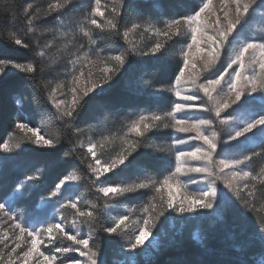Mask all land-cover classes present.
Returning <instances> with one entry per match:
<instances>
[{
    "label": "snow or ice",
    "instance_id": "6c2138e0",
    "mask_svg": "<svg viewBox=\"0 0 264 264\" xmlns=\"http://www.w3.org/2000/svg\"><path fill=\"white\" fill-rule=\"evenodd\" d=\"M257 12L264 0H0V44L21 50L0 51V93L18 76L0 106V264L264 257V35L244 30Z\"/></svg>",
    "mask_w": 264,
    "mask_h": 264
},
{
    "label": "trees",
    "instance_id": "16d2710c",
    "mask_svg": "<svg viewBox=\"0 0 264 264\" xmlns=\"http://www.w3.org/2000/svg\"><path fill=\"white\" fill-rule=\"evenodd\" d=\"M17 2H21V0H17ZM0 26H3V17L0 16ZM138 41L141 40V38L139 36L135 37ZM146 40V39H144ZM64 42H60L58 44V47H61L62 44ZM141 43H145V41H141ZM0 51H2L3 53L6 54V56L11 57V58H19L20 55V51L21 50H17L14 49L10 46H5L3 44H0ZM52 55H57L58 53L55 51V49L53 50V52L51 53ZM19 76H23L22 73L19 74ZM10 80L6 81L5 84V88L3 93H0V106H3L7 111H11V100L9 99L8 95H7V89L8 87L11 85V83L15 82V79L18 78L16 70H13L10 73ZM37 123H39V121H37ZM110 124V122H109ZM44 125H45V130H52L55 131L57 129V124L54 121V119H52L51 117H46L44 120ZM26 135V131H15V137L17 139L23 140L25 138ZM85 140L87 139L86 137L84 138ZM157 143H160V141H157ZM119 145V139H116L113 142H110L106 145L105 149H104V153L105 156L104 158H107L109 155L112 154L113 150L116 149ZM78 156L83 157L84 156V152L80 151L77 153ZM255 166V165H254ZM56 178V174L55 172L50 173V175L47 177L46 182L52 179ZM116 180H119L120 178H114ZM79 194L82 195L83 199L85 201H88L89 203H97V201L95 200V197L93 195V192H90L86 187H81L79 189ZM100 205L102 206L103 201L99 202ZM140 203L139 200L136 199H132V200H126L124 201V203L122 204V206L125 207H137V205ZM69 212H66V215H68ZM255 215L260 218V217H264V199H258L257 201V205H256V213ZM200 223V222H199ZM191 224L187 223V224H183V226H177L175 227V229L179 228L180 230H182L183 235L185 236V238H187L189 235L192 234V228H191ZM201 227V225H200ZM164 229V228H163ZM168 232L171 233L169 231L170 228H168ZM175 229H170V230H175ZM193 245H195V241L192 242ZM215 242H210V247L214 246ZM196 247H198V245H195ZM177 255L176 253V249L172 248V247H164L162 249H160L159 253L157 254V257L155 260L152 261L151 264H167V261L174 258ZM112 253L110 250L106 251V258H111ZM250 256L253 260H258V258L261 256L259 249H253L250 252ZM194 258H198L194 257Z\"/></svg>",
    "mask_w": 264,
    "mask_h": 264
},
{
    "label": "rangeland",
    "instance_id": "374dc122",
    "mask_svg": "<svg viewBox=\"0 0 264 264\" xmlns=\"http://www.w3.org/2000/svg\"><path fill=\"white\" fill-rule=\"evenodd\" d=\"M101 3H102V5H104V4L110 5L111 0H101ZM214 3L216 4L217 7H219V0H214ZM102 10H103V8H102ZM97 19H100V18L98 17ZM66 23H69V21H66ZM244 30L246 33H248L251 36L264 35V13L257 12L255 14H253V16L249 18L248 23L245 25ZM144 39H146V40H143V41L147 42V37H145ZM62 42H64V41H62ZM179 47H180L179 45L175 46L176 49H178ZM230 52H231V49H229L228 53H225V56H224L225 60H227ZM177 58H179V57H177ZM85 71L87 72L88 69H85ZM93 71H95V70L93 69ZM9 163L12 165V170H15V164L11 161ZM119 208H120V211H123L126 207L120 205ZM18 210H20V209H18ZM113 214H115V213H113ZM68 216L70 219V213H68ZM133 219H135V216H133ZM161 219L163 220L164 218H161ZM189 224H191V226H192L191 227L192 228V234H195V233L200 231L201 227H200L199 221L193 220V221L189 222ZM178 225L183 226V224H177V222L175 220L169 219L167 221V226L170 229H175V227H177ZM170 229H169V231L172 232L173 230H170ZM84 231L86 232L87 229L85 228ZM161 231L162 232L164 231L163 227L161 228ZM159 251H160V249L155 250V251L147 250L144 253H142L141 256L139 257L141 264H151L152 261L156 259ZM262 258H264V257L260 256L258 258V260H254V261L256 262V264H259V261Z\"/></svg>",
    "mask_w": 264,
    "mask_h": 264
}]
</instances>
